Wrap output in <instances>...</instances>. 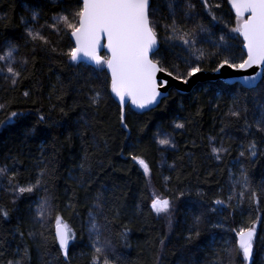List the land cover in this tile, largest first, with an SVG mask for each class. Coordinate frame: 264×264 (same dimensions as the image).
<instances>
[{
    "label": "trees",
    "instance_id": "trees-1",
    "mask_svg": "<svg viewBox=\"0 0 264 264\" xmlns=\"http://www.w3.org/2000/svg\"><path fill=\"white\" fill-rule=\"evenodd\" d=\"M210 3L217 20L211 21L197 3L200 22L211 28L213 39L226 32L232 35L230 44L239 57L242 39L229 32L236 23L231 4L228 0H210ZM216 3L221 7L215 8ZM75 6L76 0H0V45L5 41L18 43L19 56L30 61L35 58V66L29 65L27 79L22 77V82L15 87L0 74V104L5 106L0 110V165L15 167L19 173L17 180L24 183L26 180L34 182L42 158L51 162L50 168L55 164L47 195L76 232V240L70 245L71 264H91L93 255H98L101 261L107 257L110 264H210L215 259L214 253L224 247V240L235 246V233L228 229L247 224L249 206L245 199L241 207L235 208L236 200L233 199V207L225 209L223 215L211 214L212 222H221L224 228L202 226L200 237L189 242V229L200 204L211 205L215 198L226 200L232 181L240 179L242 168L247 169L253 187H264V141L254 133L259 155L256 163L250 166L247 152L245 157L239 155L247 147L249 135L242 123L227 116L234 97L241 103L247 98L251 120V99L257 93L246 92L238 83L227 85L221 81L199 83L185 94L173 89L151 110L137 112L130 106L125 108L132 129L129 136L119 123V102L110 93V75L105 67L71 64L66 55L59 53L67 52L72 40L67 34L57 35L47 26L54 23L55 16ZM34 11L40 14L35 26L44 25L43 34L55 43L57 52L39 45L33 52V45L26 43L25 25L21 20H30ZM162 11L166 10L162 7ZM163 35L160 30L162 44ZM204 47L215 51L210 44ZM184 55L182 48H175L168 63L170 71L173 63L178 64L181 71L185 70ZM102 57L108 55L103 53ZM215 62L213 58L201 63L206 65L205 71L213 72ZM25 91L29 92L27 97L23 95ZM94 91L103 94L99 109L89 102ZM61 107L67 115L61 113ZM13 111L18 115L8 122ZM41 115L51 127L40 122ZM81 115L84 120L95 119L84 126ZM174 122H184L185 128L175 129ZM33 128L34 133L31 132ZM82 131L85 132L83 137ZM157 131L171 133L176 148L161 150L155 143ZM209 137L230 145L229 154L221 161L209 154ZM132 143L136 148L131 147ZM129 153L141 155L149 164L150 183H146L143 169ZM86 154L92 181L85 186L77 181L81 173L79 165ZM173 163L175 168L170 167ZM165 176L171 177L167 183ZM6 179L0 181V207L10 209V216L8 220L0 218V264H7L8 260H20L21 264H63L62 257L57 259L59 246L52 235L54 220H48L47 228L41 229L34 219L35 204L44 194L38 189L31 195L21 196L13 204L14 196ZM150 184L166 197L186 190L183 199L175 201L174 224L170 230L166 221L150 207ZM236 190L240 191L239 186ZM100 191L105 196L102 212L94 207L95 195ZM198 193L205 195L201 197ZM260 196L264 200V192ZM69 204L73 207L69 208ZM89 213L96 217L100 240L106 248L101 254H95L91 246L95 236L89 231ZM42 231L48 236L46 245L39 235ZM257 231L264 237V216ZM29 232L37 234L35 239L29 237ZM125 232L126 239L121 235ZM161 239L164 240L163 249ZM25 246L28 256L24 255ZM235 259L239 264L240 257Z\"/></svg>",
    "mask_w": 264,
    "mask_h": 264
},
{
    "label": "snow or ice",
    "instance_id": "snow-or-ice-1",
    "mask_svg": "<svg viewBox=\"0 0 264 264\" xmlns=\"http://www.w3.org/2000/svg\"><path fill=\"white\" fill-rule=\"evenodd\" d=\"M197 3L202 10L211 17V21H216L217 17L213 14V5L210 0H76L74 9L64 11L55 16L54 23L47 25L57 34H67L73 41L67 52H61L60 55H66L73 65H78L82 61H89L99 68L106 67L110 72V93L118 98L119 101V123L121 128L129 134L132 129L125 114V106L129 103L136 109L145 110L157 105L160 97L164 96L162 88L167 87L168 81L158 79V73H166L174 80L183 84H188L192 77L206 70V65H202L205 59H215L213 71L220 72L225 67L241 72L248 73L249 69H258L259 75L248 74L243 77V84L246 92H255L257 96L252 97V119H249V100L245 98L241 103L235 97L232 107L228 109L227 116L235 121L242 123L243 130L249 135L247 147L240 151V157L247 158L250 166L256 163L259 155V146L254 136L259 134L260 140L264 141V0H228L235 12V26L229 29V32L242 37V51L239 57L233 50L230 41L233 36L227 32L213 39L214 33L210 27L200 22V13L196 11ZM71 8V6H69ZM165 9L166 11H162ZM219 3L215 8H220ZM40 18L38 11H34L30 20L21 22L25 25L27 37L26 43L33 45L32 51L36 47L47 48L52 52H57L54 42L43 34L44 25L35 26ZM227 27V25H225ZM160 30L163 31V44L160 39ZM102 41H104L102 45ZM178 42V43H177ZM210 44L215 51L206 50L204 45ZM19 44L12 41H5L0 45V74H4V79L10 81L12 87L22 82L21 78L27 79L30 73L29 65L34 67V57L32 61L27 57L19 56ZM101 47H105L110 56L102 58L99 55ZM176 47L184 50L182 62L185 70L181 71L178 64L171 65L169 70L168 63L170 57L174 55ZM25 97L29 95L28 91L23 93ZM103 94L94 91L89 97L92 106L99 109ZM4 104H0V110L4 109ZM61 113H65L64 108H60ZM18 113H10L8 122L17 117ZM81 120L84 116L81 115ZM94 117L84 120V126H89ZM40 122L52 124L45 119L44 115L39 117ZM175 129H184V122H174ZM36 130H31L34 133ZM223 132V129H221ZM81 137L85 132L80 133ZM95 138V133L93 134ZM107 146V141L104 142ZM155 143L161 150L175 149L176 143L171 133L157 131ZM131 147L136 148L132 143ZM209 154L216 160L221 161L224 155L229 154L230 145H226L223 140L217 142L215 137H209ZM123 155V152H121ZM131 159L139 164L147 178L146 183H150L151 169L149 164L141 155L129 153ZM54 161V154H53ZM49 163L42 158L39 161L40 171L34 182L26 180L20 183L17 180L19 175L15 167L9 168L7 164L0 165V181L6 179L9 190L13 193L15 204L25 194H33L38 189L44 194L35 204L34 219L41 229L47 228V221L54 220V232L52 233L55 242L58 244L59 256L62 257L63 264H71L70 245L76 240V232L71 225L64 219L60 210L55 207L48 193L55 164L49 167ZM87 154L84 162L79 165L81 169L80 179L77 183L88 185L92 177L88 175L90 165H88ZM175 168V164L170 165ZM171 177H164L167 183ZM43 185V187H42ZM237 186L240 191L237 192ZM168 191H171L168 189ZM264 192V187L259 189L252 186L246 168L241 169L240 179L232 181V187L227 199L215 198L211 205L201 203L198 213L193 218L192 227L189 229L187 240L199 238L202 226H209L212 229L224 228L221 222H212L211 214L223 215L225 209L232 208L233 199L236 200L235 208H239L248 201L249 219L245 226L238 229H231L235 233V246L228 240H224L221 250L214 253L215 259L210 264H237L235 257H240L239 264H264V237L258 234L257 226L262 223L264 216V200L260 193ZM185 191L166 197L158 193L155 189L151 190V209L157 216L168 218L169 228L172 225V216L175 211V201L183 199ZM203 197L204 193H198ZM105 203L104 192H97L95 195L94 207L103 211ZM69 208L73 205L69 204ZM55 215L53 216V213ZM117 215L119 212L117 210ZM10 209L0 207V218L8 220ZM90 229L95 239L92 242V248L95 254H101L106 251L105 246L100 240V229L96 223V217L89 213ZM107 219V217H105ZM23 237V233H19ZM29 237L35 239L36 233L29 232ZM40 237L44 244H47L48 236L40 232ZM126 239L127 233H122ZM161 249L164 247V240H160ZM215 248V238L213 239ZM24 255L28 256V249L25 246ZM7 264H21L20 260H8ZM91 264H110L107 257L101 261L98 255H93Z\"/></svg>",
    "mask_w": 264,
    "mask_h": 264
},
{
    "label": "water",
    "instance_id": "water-1",
    "mask_svg": "<svg viewBox=\"0 0 264 264\" xmlns=\"http://www.w3.org/2000/svg\"><path fill=\"white\" fill-rule=\"evenodd\" d=\"M241 39H242V37H241ZM101 43L103 45L104 41H102ZM103 53H106L108 56H110V53L108 52V50L105 47H101V49L99 50V55L101 57H102ZM81 63H85V64H87L89 66H93V67L96 66L89 61H82ZM105 69L108 72V74L110 75L109 70L106 67H105ZM248 74L259 75V70L258 69H249L248 73H245V72H241V71H237V70H233V69H229V68L225 67L224 69H221L220 72L203 71L201 73H198L195 77H192L189 80L188 84H183L178 80H174V79H172V77L168 76L166 73H158L157 74L158 79L167 80L168 85H167V87L161 89V91L164 93V96L159 98L157 105H159L160 102L164 98L168 97L170 91H172L173 89L179 93L185 94V93L191 92L196 87L197 84L202 83V82L221 81L227 85H233V84H237V83L242 85L243 84V77L245 75H248ZM116 99L118 101V98H116ZM127 106H130L133 110H135L137 112H145V111L151 110V109L156 107V106H154L153 108H150V109L139 110V109H136L134 106H132L130 103L128 105H126L125 108Z\"/></svg>",
    "mask_w": 264,
    "mask_h": 264
},
{
    "label": "rangeland",
    "instance_id": "rangeland-1",
    "mask_svg": "<svg viewBox=\"0 0 264 264\" xmlns=\"http://www.w3.org/2000/svg\"><path fill=\"white\" fill-rule=\"evenodd\" d=\"M150 188H151V190H152V189H155V188L152 186V184H150ZM155 190H156V189H155ZM156 191H157V190H156ZM157 192H158V191H157ZM158 193H159V192H158ZM174 215H175V211H174L173 216H172V225H171V228L173 227V224H174ZM161 217L166 221L167 227L169 228L168 218L165 217V216H163V215H161ZM171 228H169V230H170Z\"/></svg>",
    "mask_w": 264,
    "mask_h": 264
}]
</instances>
